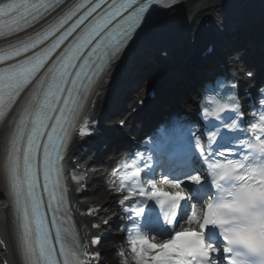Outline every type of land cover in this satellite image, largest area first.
<instances>
[{
	"label": "snow or ice",
	"instance_id": "obj_1",
	"mask_svg": "<svg viewBox=\"0 0 264 264\" xmlns=\"http://www.w3.org/2000/svg\"><path fill=\"white\" fill-rule=\"evenodd\" d=\"M159 3L160 0L0 3V39L6 41V46L0 48V117L15 111L13 119L19 125L25 120L31 123L28 132L19 127V141H13L7 158L12 187L18 202H23L24 264H87L86 246L79 240L67 243L57 221L66 192L61 186L60 147L76 118L82 98L80 88L95 78L104 63L123 53L150 9ZM225 110H230L229 104L220 103L217 112ZM218 119L221 122L213 137L222 136L226 141L230 132L251 133V139L238 142L249 148L243 160L213 161L212 156H224L230 147L212 148L215 141L208 139L205 149L195 126L180 118L154 137L152 149L161 161V178L177 191H162L154 175L145 174L151 192L141 186L139 195L143 199L134 201L136 207L132 210L138 220L148 219V213L155 211L148 201H154L169 238L164 243H151L142 226L134 223L135 234L128 239L135 264H264V114L246 130L238 129L235 120ZM89 134L81 131V135ZM189 140L197 153L194 157L185 153ZM201 163L207 168L201 170ZM41 165L43 189L49 196L47 207L53 213L51 223L56 226L54 238L45 228V213L41 211L44 202L37 193ZM164 169L177 174L169 179ZM141 172L139 168L129 171L121 181H138ZM189 185L203 187L204 192L194 199ZM134 195L130 190L120 203L123 205ZM29 209L37 226L35 241L30 238ZM185 224L189 227L185 228ZM211 226L219 229L221 243L206 239ZM53 240L59 242V249ZM98 242V238L92 240L93 244Z\"/></svg>",
	"mask_w": 264,
	"mask_h": 264
},
{
	"label": "bare ground",
	"instance_id": "obj_2",
	"mask_svg": "<svg viewBox=\"0 0 264 264\" xmlns=\"http://www.w3.org/2000/svg\"><path fill=\"white\" fill-rule=\"evenodd\" d=\"M257 3H264V0L189 1L184 6L179 8L172 18L163 21L157 31H150L143 35L136 44L135 49H140L141 47H145L150 44H156L157 46L164 45L165 43H168L177 38L178 40L181 39V43L191 44L193 49H199L201 46H203L204 43H209L211 41H214L217 44L218 50L221 47L222 49H224L225 47H227V32H229L235 24L241 21H247L244 18L247 17L248 12L251 10L253 11V13L256 12L255 10H257L258 8L254 10V6H256ZM208 20L212 21L214 29L205 30V27H202V24H205ZM250 24L251 22H244L236 31H240L242 27H248V25ZM249 31L250 30L244 31L242 37L246 36L245 33H248ZM261 50V47L257 48V50L255 51L256 59H253L252 62H255L256 60H258V62L263 61L259 53ZM130 57L131 55L128 56L127 53L122 55L120 60L116 62V64L111 69V76H116L119 69L128 62ZM153 60L154 62H159L158 58H153L149 63H152ZM202 69L205 71H211V68L209 67H202ZM197 74L198 71L189 72L185 78L171 84L166 91L164 90L165 93L161 91V97L164 99L170 98L171 100H174L177 97L180 98L185 94V88H188L189 91H192L194 86L193 75L197 76ZM109 87V85H105L104 83V86L101 89L102 95L98 97L96 108L93 111L95 117L104 115L103 101L101 100V98L103 94L108 91ZM107 121H109V119ZM107 121H105V124L107 123ZM110 139L111 138H107L102 144H108V141H110ZM2 143L3 141L1 140L0 134V154ZM88 149L89 148L83 145L75 147L72 151L71 159H77L76 165H80L83 168H86L87 172L89 173L90 190L88 192L91 196L92 193L95 192V188H93V185L98 177V173L92 171L95 168L96 163V161H92V158L97 157L98 162V154H96L97 150L95 151L94 149L93 151L91 150V152H88ZM3 192L4 182L0 173V234L7 238L8 242L7 252L2 253L8 255V257L13 260V263H15L16 252L14 250V242L12 241L10 235L9 208L7 205V201L3 197ZM115 197L116 196L106 194L94 200V202H97V205L103 206L101 215L104 218L112 216L113 213H116L118 220L120 219L122 213L121 209L117 205ZM107 252L108 251L106 249L103 250L104 254H107Z\"/></svg>",
	"mask_w": 264,
	"mask_h": 264
},
{
	"label": "rangeland",
	"instance_id": "obj_3",
	"mask_svg": "<svg viewBox=\"0 0 264 264\" xmlns=\"http://www.w3.org/2000/svg\"><path fill=\"white\" fill-rule=\"evenodd\" d=\"M116 124H117V121L114 122V125H116ZM99 175H102V176H103V172H102L101 174H99ZM101 178H102V177H101ZM99 183H103V180H101V182L99 181V182L95 183V188H98V187H99ZM109 233H115L114 230H112L111 227L109 228ZM104 248H105V249H108V247H106V245L103 247V249H104ZM109 253H110V255H109L108 259H105L104 262H105L106 264H118V262H117V258L115 257V252H113V251L109 248Z\"/></svg>",
	"mask_w": 264,
	"mask_h": 264
}]
</instances>
